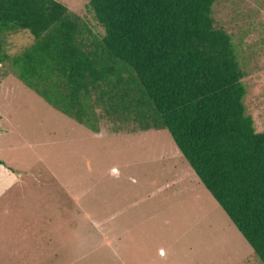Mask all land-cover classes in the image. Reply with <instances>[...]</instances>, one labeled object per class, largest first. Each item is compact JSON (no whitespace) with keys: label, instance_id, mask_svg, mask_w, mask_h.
Segmentation results:
<instances>
[{"label":"trees","instance_id":"16d2710c","mask_svg":"<svg viewBox=\"0 0 264 264\" xmlns=\"http://www.w3.org/2000/svg\"><path fill=\"white\" fill-rule=\"evenodd\" d=\"M88 1L103 32L56 0H0V84L7 67L94 133L167 130L264 264V132L218 0ZM22 31L36 41L12 56Z\"/></svg>","mask_w":264,"mask_h":264},{"label":"rangeland","instance_id":"374dc122","mask_svg":"<svg viewBox=\"0 0 264 264\" xmlns=\"http://www.w3.org/2000/svg\"><path fill=\"white\" fill-rule=\"evenodd\" d=\"M56 1L103 32L88 0ZM214 18L238 45L247 113L264 132V0H218ZM35 41L28 31L14 35L10 55ZM7 69L0 84V160L7 167L0 182L20 183L4 207L22 214V222L27 212L31 220L34 212L52 213L50 196L62 198L52 213L61 224L48 223L53 235L66 230L53 243L59 253L52 264H263L167 130L117 132L103 121L94 133Z\"/></svg>","mask_w":264,"mask_h":264},{"label":"crops","instance_id":"0c3cea01","mask_svg":"<svg viewBox=\"0 0 264 264\" xmlns=\"http://www.w3.org/2000/svg\"><path fill=\"white\" fill-rule=\"evenodd\" d=\"M3 167H7V164H0V168ZM19 183V180L0 182V264H21V261L22 264H29L31 254L30 252L24 254L28 251L27 246L29 245L30 251L33 253L30 264H52L51 258L58 257L59 253L58 251L53 253V243L55 241L61 242L63 237L58 238L57 236H62V233L66 234V230L63 231L62 228L58 233L53 235L48 223L53 218L61 224V217L52 213H55V209L62 203V198L58 201L59 197L50 196V198H55V201L53 203H45L50 205L46 210L52 213L41 212L39 216L37 212H34L33 219L31 220L27 219L31 212H27L23 221L19 222L21 221L22 214L10 212L9 210H5L4 207V197L13 192L11 188L15 189ZM42 221L43 223H41ZM50 231L51 234L49 233ZM17 235H21L19 237L21 239L18 240ZM56 244L58 245V243ZM108 244L110 243L108 242ZM14 247H18V249Z\"/></svg>","mask_w":264,"mask_h":264}]
</instances>
